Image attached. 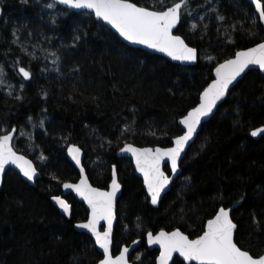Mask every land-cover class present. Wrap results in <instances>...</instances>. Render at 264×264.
<instances>
[{
	"label": "trees",
	"instance_id": "1",
	"mask_svg": "<svg viewBox=\"0 0 264 264\" xmlns=\"http://www.w3.org/2000/svg\"><path fill=\"white\" fill-rule=\"evenodd\" d=\"M134 2L159 8L173 0ZM0 3V65L9 80L24 83L22 100L0 91V135L16 127L14 147L34 159L42 173L35 185L12 169L5 176L0 189V264H98L102 258L93 239L74 228L88 217L85 205L68 196L72 215L67 217L52 199L61 193L63 181L79 178L66 154L71 144L84 149L88 175L99 187H108L112 165L117 164L123 192L117 207L114 254L141 238L131 260L154 264L159 252L147 247V232L180 228L196 237L219 207L238 201L232 213L238 244L253 255L264 253V136H250L264 125L260 70L249 71L204 124L182 162V174L159 207L151 204L131 160L118 157L119 149L129 142L171 145L182 133L179 119L198 103L199 93L214 77V66L264 40L249 1L190 0L197 16L209 6L226 17L219 21L217 13L209 11L205 20H197L200 27L195 31L189 30L191 18L179 25L177 33L199 50V61L193 66L129 46L93 14L75 13L50 0ZM233 24L236 31L229 27ZM74 28L87 35L72 47ZM244 29L258 35L250 38ZM17 37L20 43H12ZM21 45L38 59L27 56ZM53 52L60 57V72L51 65ZM19 65L33 72L31 80L18 74ZM74 67L79 71H72ZM237 119L242 123L237 124ZM126 125L129 130L123 131ZM254 215L259 227L253 223ZM175 262L186 264L180 258Z\"/></svg>",
	"mask_w": 264,
	"mask_h": 264
},
{
	"label": "snow or ice",
	"instance_id": "2",
	"mask_svg": "<svg viewBox=\"0 0 264 264\" xmlns=\"http://www.w3.org/2000/svg\"><path fill=\"white\" fill-rule=\"evenodd\" d=\"M58 2L67 6V9L89 10L84 15L94 14L97 21L109 25L111 29L115 30V33H118L119 37L131 44L142 45L147 49L164 53L174 61L196 62L198 60L197 48L189 46L181 35L174 34V29H177L179 25L189 23L190 18L191 21L196 19L190 8V0H173L171 4L159 8L140 6L134 0H58ZM206 3L211 4L212 0H206ZM250 4L254 5V11L258 14L259 21L264 22V0H250ZM47 7L53 8L54 5L48 4ZM208 11L216 12L217 20L226 21V17L219 14L215 7L206 9L205 15H200L198 19L205 20ZM52 23H56L54 18ZM253 23L255 24V21ZM198 27L200 25L196 22H191L189 30L195 31ZM202 27L206 32L208 25L204 24ZM229 27L234 31L237 30L234 24ZM244 31L250 38H255L258 35L252 29H244ZM261 31L264 32V28ZM73 32L71 46L75 47L87 33L81 32L79 28H74ZM15 35L14 31L13 36ZM29 35L31 36V32ZM12 43H20L19 37ZM232 43L235 41L233 40ZM21 50L32 59H38L34 52H28L23 45H21ZM51 55L55 57L52 63L57 65L55 71L60 72L58 66L60 57L55 52ZM250 66H256L260 71H264V41L255 44L254 47L235 51L230 58H226L222 63L214 66V77L199 93L198 103L179 119L178 124L183 126L181 129L183 134L174 137L173 146L151 148L125 144L120 149L122 153H131L134 158L136 171L143 176V183L152 205L158 203L161 193L171 183L169 175L162 170V164L170 162L171 173L177 174L182 153H184L186 145L192 141L204 118L214 115L218 103L230 94V88L235 87V84L239 82L238 78H242L246 70H252ZM72 71L78 72L79 69L74 67ZM18 74L25 81L33 78V72L26 67H19ZM5 77L6 74L0 69V85L5 83ZM8 87L12 88V85L9 83ZM19 88L23 91V82L19 84ZM8 95H12V92L9 91ZM15 98L23 99L20 95ZM236 111L239 114V108ZM28 119L29 122L32 121V117ZM236 123L241 124L242 121L237 119ZM39 126L44 127L43 120L39 121ZM128 130L126 125L123 131ZM16 131V128H12L0 135V183H2L8 165H14L29 181L34 180L37 175V169L32 160L27 159L24 155H19L13 148V133ZM152 134L155 135V133ZM262 135H264V127H257L250 132L251 137ZM67 151L76 165L80 166L81 148L71 145ZM63 187L75 191L87 202L90 216L86 222L78 223L75 227L87 230L95 238V245L102 250V258L99 259L98 264H130V249L128 247L125 246L122 250H118V254H114L113 250V223L117 218V194L121 189L117 179L116 165H112L111 168L110 190L93 187L89 183L83 166L80 167L79 183H65ZM52 199L63 213L71 214V206L64 199L59 196H54ZM231 211V208L219 207L212 218L207 219L206 224L203 225L202 234L196 235L195 238H190L179 228L173 231L160 230L155 234L151 231L147 232V244L158 246L159 255L155 258L154 264H176L173 259L176 253L189 264H264V254L253 255L250 251L238 246L236 239L238 226L230 215ZM102 221L106 224L103 231L101 230ZM253 223L259 227L255 215ZM133 243L138 244L139 242L134 241ZM135 259L139 260L140 257L136 256Z\"/></svg>",
	"mask_w": 264,
	"mask_h": 264
},
{
	"label": "water",
	"instance_id": "3",
	"mask_svg": "<svg viewBox=\"0 0 264 264\" xmlns=\"http://www.w3.org/2000/svg\"><path fill=\"white\" fill-rule=\"evenodd\" d=\"M50 1H52V2H54V3H57V4L60 5L61 7L67 9V6L60 4V3L58 2V0H50ZM247 1L250 2V0H247ZM138 5H140V4H138ZM140 6H144V5H140ZM253 6H254V5H253ZM147 7H148V6H147ZM150 8H151V7H150ZM67 10L72 11V12H75V13H82V12H86V11L88 12V11H89V10H74V9H67ZM1 15H2V6H1V3H0V16H1ZM93 15H94V14H93ZM256 15L258 16L257 13H256ZM101 22H102V21H101ZM102 23H103L104 25H106L104 22H102ZM260 24H261L262 28H264V22H261V21H260ZM106 26L109 27V28L111 29V27H110L109 25H106ZM178 27H179V26H178ZM178 27H177V29H178ZM177 29H174V34H176V35H181V34L177 33ZM112 30L115 32L114 29H112ZM116 34L118 35V33H116ZM118 36H119V35H118ZM181 36H182V38L185 39V37H184L183 35H181ZM120 39H121L122 41H124L123 38L120 37ZM185 41H186V43H188V41H187L186 39H185ZM263 41H264V40H263ZM124 42H125L126 44H128L129 46H131V47L141 48V49H144V50H146V51H149V52H152V53H155V54L162 55V56L166 57L167 59H169L170 61H172V62H174V63H178V64H182V65H188V66H193V65H196V64L198 63V61H199V50H198L197 47H196V48H197V50H198V60H197L196 62H182V61H174V60H172L170 57H168L166 54H164V53H159V52H157V51H155V50H152V49H147L145 46H142V45H134V44H131V43L127 42V41H124ZM260 42H262V41H260ZM260 42H258V43H260ZM188 44H189V46H191V47H195V46L191 45L190 43H188ZM256 44H257V43H256ZM254 46H255V44L252 45V46H249V47H254ZM246 48H248V47H246ZM246 48H242V49H240V50H243V49H246ZM238 51H239V50H238ZM222 62H223V61H222ZM222 62H220V63H222ZM20 67H25V66L21 65ZM26 68H27V67H26ZM250 68H252V70H253V69H258V67H256V66H250ZM258 70H259V69H258ZM249 71H251V70H246L245 74H243V77H242V78H238V81L242 80V79L245 77V75H246ZM261 72L264 74V71H261ZM236 85H237V83L235 84V86H236ZM232 89H233V88H230V92H231ZM228 96H229V95H228ZM228 96H227V97H228ZM227 97H226L223 101H221V102L218 103V107H217V109L214 110V115L216 114V112H217L218 108L220 107V105H221V104L227 99ZM190 110H191V109H190ZM214 115H211L210 117L204 118V120L202 121L201 126H200V127L198 128V130H197V133L194 134V137H193L192 141H190L189 144L186 145V147H185V151H184V153H182L181 161L179 162V168H178V172H177V174L173 175V174L171 173V170H170V162H166V164H162V170H164L165 173H166L167 175H169L170 180H171V183H170V184L168 185V187H167V188L161 193V196H160V199H159L158 203H157L156 205H153V206H155V207H159V206H160L163 197H164V196H165V195L171 190V188H172V184L174 183V181L180 177V175L182 174V162H183V160H184V158H185V156H186V154H187V151L189 150V148L192 146V144H193V143L195 142V140L197 139V137H198L200 131L202 130V127L204 126V124L207 123V122H208V121H209ZM180 126H181V128H183L182 125H180ZM259 127H264V125H261V126H259ZM14 128H16V127H14ZM16 129H17V128H16ZM17 132H18V130H17L15 133H13V141H12L13 148H14V150H15L19 155H24V156H26L27 159L32 160L33 164L36 166V169H37V175H36V177L34 178V180L29 181L26 177H24V176L22 175V173L19 172V169L15 168L14 165H8L7 168H6V170H5V174L3 175L2 183H0V189H1L2 186H3L5 176H6L7 172H8L10 169L15 170L16 172H18V173L22 176V178H23L25 181H27L29 184H31V185H35L36 181H37V180L41 177V175H42V173H41L40 169L38 168V166H37L36 162L34 161V159H32L31 157H29L28 155H26V154H24V153L19 152V151L14 147V140H15V138H16V136H17ZM182 134H183V132H182L180 135H182ZM262 136H264V135H262ZM262 136H260V137H262ZM260 137H255V138H260ZM173 140H174V138L172 139V141H173ZM126 144H132L134 147H151V148H155V147H162V148H164V147H171V146H173L172 143H171V145H169V146H160V145H155V146H152V145L141 146V145H137V144L132 143V142H129V143H126ZM71 145H76L77 147H80V148H81V151H82V155H81V165L78 166V165H76L75 161L72 160L71 156L68 154V151L66 150V154H67V157H68L69 161L73 164V166L76 168V170H77L78 173H79V178H78L76 181H71V180L63 181V182L61 183V193L55 195V196H59V197H61L62 199H64V200H65V201L71 206V214L69 215V214H65V213H63L62 209L59 208V206L55 203L54 200H53V202H54L55 206L61 211L62 214L66 215L67 217H71V215H72V204L69 202V200H68V196L73 195L77 200H79L80 202H82V203L85 205L86 209L88 210V217H89V216H90V209H89V207H88V205H87V202L84 201L79 195H77V194L75 193V191H73V190H71V189H65V188L63 187V185H64L65 183H72V184L79 183V179H80V167H81V166H83V168H84V172H85V174L88 176L89 183H90L93 187L101 188L102 190H110L111 181H110L108 187H106V188H104V187H99V186L95 185V184L91 181V179H90V177H89V175H88V172H87L86 166H85V164H84V162H85V157H86V153H85L84 149H83L80 145H78V144H71ZM71 145H69V146H71ZM124 145H125V144H124ZM124 145H123V146H124ZM69 146H68V147H69ZM123 146H122V147H123ZM68 147H67V149H68ZM122 147H121V148H122ZM121 148H120V149H121ZM120 149H119V151H118V157H119V158H128V159H130L131 162H132V166H133V169H134L135 174H136L138 177H140V178L142 179V181H143V176H142V174H141L140 172L136 171V168H135V160H134V158L131 156V153H122V152L120 151ZM114 165H116V168H117V164H114ZM166 167H168V170L166 169ZM117 179H118V181L120 182V180H119V176H118V172H117ZM120 185H121V189H120V192H118V194H117V207H118V201H119V199H120V197H121V195H122V192H123V185H122L121 182H120ZM143 186H144V189H145L146 192H147V189H146V186L144 185V183H143ZM147 196H148V195H147ZM148 197H149V196H148ZM149 199H150V197H149ZM239 204H240V202L238 201V202L234 203L233 205H231V206H229V207H225V208H231V209H232V211H231V213H230V215L232 216L233 210H234L236 207H238ZM88 217H87V218H88ZM232 218H233V217H232ZM86 220H87V219H86ZM86 220L78 221V222L75 223V225L78 224V223L86 222ZM233 221H234V220H233ZM116 223H117V218H116V220H115L114 223H113V236H114V234H115ZM234 223H236V222L234 221ZM236 224H237V223H236ZM75 225H74V228H75L77 231L88 234V235L93 239V241H94V243H95V238L92 237L91 233H88L87 230H83V229L76 228ZM101 225L103 226V227L101 228V230L103 231V230H104V227H106V224H105V222L102 221V222H101ZM237 226H238V225H237ZM176 229H177V228H176ZM176 229H173V230H176ZM179 229H180V228H179ZM162 230H165V229H162ZM173 230H165V231H173ZM180 230H181L182 232H184L182 229H180ZM159 231H160V230H159ZM159 231H156V232L151 231V232H153V233L155 234V233H158ZM184 233H185V232H184ZM185 234H187V233H185ZM187 235H189V234H187ZM189 236H190V235H189ZM190 238H195V237H191V236H190ZM134 241H138L139 243H138V244H137V243H133ZM134 241L131 242L130 244H124V245L121 247V249H120V250H122V248L125 247V246L128 247V248L130 249V256H129L130 264H132V262H133V261L131 260V255H132V254L134 253V251H136V249L141 245V243H142V239H141V238H138V239H136V240H134ZM145 242H146V245H147V247H148L149 249H151V250H152V249H158V246H155V245H148V244H147V241H146V237H145ZM238 246H240V245L238 244ZM240 247H241V246H240ZM96 248H97V250H98L100 253H102V250H100V249L98 248L97 245H96ZM113 248H114V245H113ZM242 249H243V248H242ZM244 250H246V249H244ZM250 253H251V252H250ZM116 254H118V253H116ZM263 254H264V253H263ZM158 255H159V254H158ZM176 258H180L181 260H183L182 257H179V254H178V253L174 254L173 259L175 260ZM184 262H185L186 264H189L188 261H184Z\"/></svg>",
	"mask_w": 264,
	"mask_h": 264
},
{
	"label": "rangeland",
	"instance_id": "4",
	"mask_svg": "<svg viewBox=\"0 0 264 264\" xmlns=\"http://www.w3.org/2000/svg\"><path fill=\"white\" fill-rule=\"evenodd\" d=\"M171 4V3H170ZM190 8H191V6H190ZM206 9H209V6L208 7H206V8H204V10H203V12H206ZM191 10L193 11V14H194V16L196 17V19H195V21H192V22H197V20H199L198 19V17L200 16V15H198L197 16V13L195 12V10L193 9V8H191ZM209 12V11H208ZM207 12V13H208ZM201 15H205V14H201ZM258 17V16H257ZM53 67H56V65H54L53 63L51 64ZM18 68L20 67V65L19 66H17ZM18 68H17V70H18ZM0 69H2V72L3 73H5L6 74V77H5V83L3 84V85H0V91H3V92H5L6 94H8V92L9 91H11L12 92V95H20L21 94V90H20V88H19V84L21 83V81H11V80H9L8 78H7V73H6V71L4 70V68L0 65ZM11 84L12 85V88H9L8 87V84ZM42 154H41V152L40 151H38V156L40 157Z\"/></svg>",
	"mask_w": 264,
	"mask_h": 264
}]
</instances>
